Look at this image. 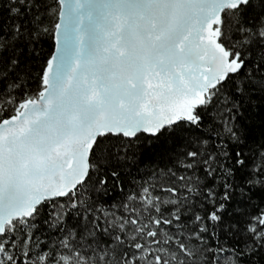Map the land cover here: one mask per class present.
<instances>
[{
  "label": "snow or ice",
  "instance_id": "1",
  "mask_svg": "<svg viewBox=\"0 0 264 264\" xmlns=\"http://www.w3.org/2000/svg\"><path fill=\"white\" fill-rule=\"evenodd\" d=\"M0 264H264V0H0Z\"/></svg>",
  "mask_w": 264,
  "mask_h": 264
}]
</instances>
